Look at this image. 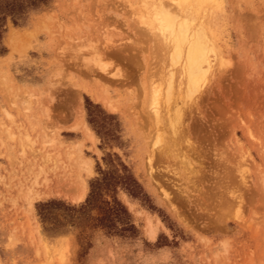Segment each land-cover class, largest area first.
I'll list each match as a JSON object with an SVG mask.
<instances>
[{
	"label": "rangeland",
	"instance_id": "1",
	"mask_svg": "<svg viewBox=\"0 0 264 264\" xmlns=\"http://www.w3.org/2000/svg\"><path fill=\"white\" fill-rule=\"evenodd\" d=\"M221 3L215 29L224 64L183 105L178 136L164 110L161 123L151 115L148 91L165 85L167 61L142 22L143 0H52L23 26L7 20L0 264H264V0ZM13 28L23 33L19 50L6 40ZM85 96L116 116L117 142L102 144ZM103 97L115 103L113 111ZM26 134L22 148L18 138ZM107 153L129 167L147 195L144 204L117 192L135 235L85 228L82 240L72 221L44 232L36 203H83L98 167L108 166ZM84 182L85 197L74 201Z\"/></svg>",
	"mask_w": 264,
	"mask_h": 264
},
{
	"label": "bare ground",
	"instance_id": "2",
	"mask_svg": "<svg viewBox=\"0 0 264 264\" xmlns=\"http://www.w3.org/2000/svg\"><path fill=\"white\" fill-rule=\"evenodd\" d=\"M143 2L145 12L141 17L142 22L159 38L167 61L165 85L155 86L148 91L151 115L161 123L164 110L169 131L177 135L179 128L183 126L181 125L185 109L183 105L188 100H194L214 75L216 68L224 64L217 36L219 32L217 33L215 29L217 22L215 11L221 7L222 0H169V2L143 0ZM22 34L17 28H13L8 34L6 40L13 50L18 49ZM99 97L101 94L96 100ZM101 101L110 110H114L115 103L111 99L103 97ZM84 126L85 132L94 140L96 135L93 130L86 123ZM18 139L23 148L27 145L29 135H19ZM162 140L159 139L160 142ZM85 162L91 171V159H86ZM81 190L82 192L79 191L75 197L73 196L74 201H80L85 197L87 192L85 182Z\"/></svg>",
	"mask_w": 264,
	"mask_h": 264
},
{
	"label": "trees",
	"instance_id": "3",
	"mask_svg": "<svg viewBox=\"0 0 264 264\" xmlns=\"http://www.w3.org/2000/svg\"><path fill=\"white\" fill-rule=\"evenodd\" d=\"M51 2L52 0H0L1 55L6 52L2 40L7 31V20H10L13 26H23L31 12L43 10ZM84 106L88 122L101 139L102 144L117 142L120 123L116 120V116L104 112L102 114L98 104L91 102L87 96H85ZM104 159L108 166L98 167V176L89 181V191L83 203L69 205L58 200L36 203V212L44 232L53 231L66 222L72 221L82 228L79 233L82 240L88 237V233L84 232L85 228H101L109 236L135 235L137 227L127 207L117 197V192L119 189L123 190L144 204L147 202V195L129 167L116 154L107 153ZM55 210L61 211L56 214ZM93 210L94 214H92Z\"/></svg>",
	"mask_w": 264,
	"mask_h": 264
},
{
	"label": "crops",
	"instance_id": "4",
	"mask_svg": "<svg viewBox=\"0 0 264 264\" xmlns=\"http://www.w3.org/2000/svg\"><path fill=\"white\" fill-rule=\"evenodd\" d=\"M7 54V53H6Z\"/></svg>",
	"mask_w": 264,
	"mask_h": 264
}]
</instances>
